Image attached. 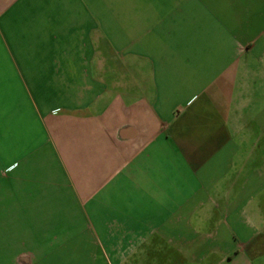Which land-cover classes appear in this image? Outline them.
Instances as JSON below:
<instances>
[{
  "label": "crops",
  "instance_id": "1",
  "mask_svg": "<svg viewBox=\"0 0 264 264\" xmlns=\"http://www.w3.org/2000/svg\"><path fill=\"white\" fill-rule=\"evenodd\" d=\"M264 0H0V264H264Z\"/></svg>",
  "mask_w": 264,
  "mask_h": 264
},
{
  "label": "rangeland",
  "instance_id": "2",
  "mask_svg": "<svg viewBox=\"0 0 264 264\" xmlns=\"http://www.w3.org/2000/svg\"><path fill=\"white\" fill-rule=\"evenodd\" d=\"M262 121H263V124H264V118H263V120H262Z\"/></svg>",
  "mask_w": 264,
  "mask_h": 264
}]
</instances>
